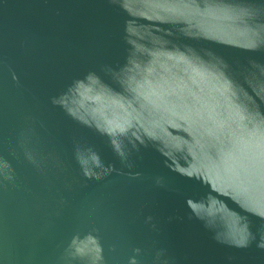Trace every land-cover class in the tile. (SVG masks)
<instances>
[{
  "label": "water",
  "instance_id": "1",
  "mask_svg": "<svg viewBox=\"0 0 264 264\" xmlns=\"http://www.w3.org/2000/svg\"><path fill=\"white\" fill-rule=\"evenodd\" d=\"M0 264H264V0H0Z\"/></svg>",
  "mask_w": 264,
  "mask_h": 264
}]
</instances>
